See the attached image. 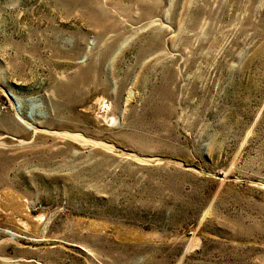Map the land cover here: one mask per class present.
Returning <instances> with one entry per match:
<instances>
[{
  "label": "rangeland",
  "instance_id": "1",
  "mask_svg": "<svg viewBox=\"0 0 264 264\" xmlns=\"http://www.w3.org/2000/svg\"><path fill=\"white\" fill-rule=\"evenodd\" d=\"M0 264H264V0H0Z\"/></svg>",
  "mask_w": 264,
  "mask_h": 264
},
{
  "label": "bare ground",
  "instance_id": "2",
  "mask_svg": "<svg viewBox=\"0 0 264 264\" xmlns=\"http://www.w3.org/2000/svg\"><path fill=\"white\" fill-rule=\"evenodd\" d=\"M17 119H18V121L20 122V123H22V124H25V121L27 120H23L22 118H21V116H20V114L19 113H17ZM34 121V120H33ZM32 121V122H33ZM26 122H28V121H26ZM31 123V122H30ZM35 123V122H34ZM29 127H31L30 125H28ZM36 130H37V128H36ZM17 136V135H16Z\"/></svg>",
  "mask_w": 264,
  "mask_h": 264
}]
</instances>
